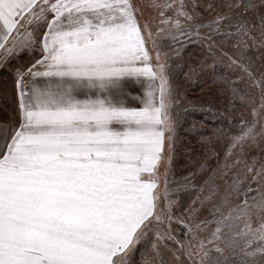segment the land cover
Here are the masks:
<instances>
[{
	"label": "snow or ice",
	"instance_id": "6c2138e0",
	"mask_svg": "<svg viewBox=\"0 0 264 264\" xmlns=\"http://www.w3.org/2000/svg\"><path fill=\"white\" fill-rule=\"evenodd\" d=\"M0 264H264V0H0Z\"/></svg>",
	"mask_w": 264,
	"mask_h": 264
},
{
	"label": "trees",
	"instance_id": "16d2710c",
	"mask_svg": "<svg viewBox=\"0 0 264 264\" xmlns=\"http://www.w3.org/2000/svg\"><path fill=\"white\" fill-rule=\"evenodd\" d=\"M194 116H195L196 119H200V118H202L203 114L196 113V114H194ZM209 123H212V121H209Z\"/></svg>",
	"mask_w": 264,
	"mask_h": 264
}]
</instances>
